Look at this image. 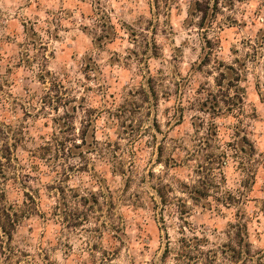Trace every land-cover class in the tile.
<instances>
[{"label": "clouds", "instance_id": "clouds-1", "mask_svg": "<svg viewBox=\"0 0 264 264\" xmlns=\"http://www.w3.org/2000/svg\"><path fill=\"white\" fill-rule=\"evenodd\" d=\"M195 3L0 0V193L7 197L0 208L10 206L9 216L23 214L13 217L7 233L0 227V264H264V199H252L256 192L250 188L257 173L264 185V41L257 36H264V0H219L216 18L207 21ZM205 36L214 45L229 37L231 44L213 47L212 63L196 72L208 51ZM153 42L162 53L158 60L151 59ZM53 51L56 58L49 55ZM217 59L240 73L241 83L228 88L225 80L224 89L242 103L220 121L224 130L207 148L206 129L186 124L185 136L171 126L181 104L187 111L207 98V91L196 94L199 85L213 94L223 91L214 84L225 71L217 70ZM149 76L171 95L167 115L161 108L158 117L160 132L152 126V101L138 93ZM133 100L141 108L129 118L120 105ZM191 115L203 114L194 108ZM130 123L139 130L126 131ZM242 137L254 142V152ZM160 144L166 159L157 163ZM13 145L9 160L4 148ZM40 145L51 151L47 163L33 170ZM70 167L75 200L72 192L61 197L53 191L43 205H32L24 196L62 182ZM150 171L155 175L149 177ZM158 188L166 192L164 203ZM193 188L206 190L207 197L194 203ZM93 193L97 203L89 210L80 197ZM129 208L143 210L122 215ZM74 212L82 227L68 226Z\"/></svg>", "mask_w": 264, "mask_h": 264}, {"label": "rangeland", "instance_id": "rangeland-1", "mask_svg": "<svg viewBox=\"0 0 264 264\" xmlns=\"http://www.w3.org/2000/svg\"><path fill=\"white\" fill-rule=\"evenodd\" d=\"M197 1V0H196ZM207 2V1H206ZM218 3L219 0H217V8L216 10H214L215 7V3L214 2H210V9L207 12V17L205 19V21L208 20L209 16L212 17V19L216 18V13L219 12V7H218ZM194 7V5H193ZM3 20V17L0 16V21ZM238 22V21H237ZM201 28L204 26L203 23L201 24ZM211 25L209 24V27ZM246 27V25H245ZM116 35H118V33H115ZM134 35V34H133ZM258 38L261 41H264V36H261L260 33H257ZM205 43H204V48L208 49L206 55H204L203 59L200 62V65L197 66L195 68L196 72H200L203 71L205 65L212 63L213 60V52L212 49L213 47H222L225 44H231V39L229 37H221L220 39H217L215 41V45L213 44V41L208 40L207 37H204ZM240 43H244V41H239ZM113 45L117 44L118 41L113 39L112 40ZM159 46L156 45L154 42L151 44V49H152V56L151 59L152 60H158L160 55L162 54L160 51H158ZM179 51V49L177 50ZM228 51L231 52L233 55H235L236 50L234 49V47L229 46L228 47ZM49 55H51L53 58H56V53L50 52ZM253 59L255 58V53L252 54ZM235 63V61H234ZM216 65H217V70L219 69H224L225 71L220 72L219 76L214 80V84L215 87L218 89H223L222 92H217L215 94H213L212 91L205 89L204 85H199L196 88V94L199 95L202 91H207V98L202 102V103H198V104H192L189 105L188 110L185 111L183 104H181L178 108H177V119H176V123L174 125L171 126V131L175 132V133H181V134H185L184 130H185V125L187 124L188 126L197 129L199 125H203L205 128L210 125L211 123L214 124L216 131H217V139L220 137L222 131L224 130L223 127L220 124V121L224 120L227 118L228 114H230L233 110L234 107L237 106L238 103H242V101H240L238 99V97H230L228 95V90L224 89V82L225 80L228 81V88L231 87H236L241 83V75L239 72H237L236 69L232 68L231 65H226L224 63L223 60H216ZM146 67L148 68L149 73L152 72V67L151 64L146 65ZM246 67V66H244ZM157 72L160 71V69L156 70ZM115 75V72H114ZM206 75L211 76V72H207ZM244 79H247V76L244 77ZM159 84H160V80L156 77H152L149 76L148 80H147V85L148 87L146 89L144 88H140L138 89V93L143 94V96L145 97L146 101L148 99H150L152 101L153 107L154 109H156V117H153V128L156 130V132H160L162 131L161 129V122L158 119L159 115H160V111L162 108V111L164 113V115H167L168 111H169V103L171 101V95L168 92H164L161 93L159 91ZM220 84V85H219ZM221 86V87H220ZM186 87V86H185ZM258 87V85H257ZM180 88L181 86L178 84L175 86V95H180ZM240 92H244L245 89L244 88H239ZM148 93H151V96H148ZM129 95H131V93H129ZM214 97H216V100L220 101L219 102V106L216 108H214L213 105V101H214ZM110 99L112 98L111 96L109 97ZM223 104L224 107L223 109H221L220 105ZM163 105V107H162ZM141 108V104L137 103L136 101H125L124 104L120 105V111L123 113H128L129 114V118L134 117L137 112L140 110ZM195 108L196 111L202 113V116H195V115H191L193 109ZM90 112H92L94 114V109H89ZM146 115H151V113H146ZM91 119V117H90ZM49 125L47 123H45L43 125V127L47 128ZM165 127H168V122L165 121L164 123ZM98 128V125H97ZM73 131L74 126H73ZM131 130L132 133H135L139 130V126L134 127L133 124H127V128L126 131ZM94 135H99V132L97 129H93ZM235 135H239V133H234ZM193 135H195V133H193ZM177 137H173V139H176ZM40 139H43V135L40 136ZM242 140L247 139V137H242ZM249 143L253 146L254 151L256 150L255 148V144L254 142L248 140ZM244 142V141H243ZM44 145H40L38 146V148L36 150H38L40 147H43ZM166 147L163 144H160L156 147V153H155V158L157 163H159L161 160H165L166 159ZM47 156L45 157V159H36V164H35V169H39L41 167V161H43L44 163H47ZM167 163L169 165L173 164L174 161L172 160V158H167ZM79 171V170H77ZM73 172V169L70 167L67 170V174H64V178L63 181L58 183V184H45L43 186V188L40 187H36L31 189V193L34 197V201H35V205L37 203H39L40 205H43L45 200L48 199V193H52L53 191L58 193L61 196V190H65V193L67 194V192H72V196H78V192L75 191L74 188L69 187L70 182L72 181L73 177L72 175H70ZM147 175L149 177H152L155 175V171H150L147 173ZM257 175H254L252 178V182L250 185L251 190L256 192V195H254L252 197V199H264V192H261L260 189L264 188V185H259L257 183ZM30 179H34L33 177H29ZM226 179V178H224ZM143 182V181H142ZM125 190H127L128 188L131 187L130 183H126L125 184ZM67 190V191H66ZM115 200H113V204L115 207ZM113 207V208H114ZM143 209L142 208H137V209H132L129 208L126 210V213L122 212V215H126L127 217H132L134 215V213H139L141 212ZM262 211H264V206H262L261 208ZM237 215H239V213H237ZM191 218L189 217L188 220H186V223L188 224L190 222ZM257 223H259V221H256ZM49 229H51L53 227V225H49L48 226ZM244 228L246 230L247 225H244ZM222 247L227 248V245H223ZM223 255V253H221Z\"/></svg>", "mask_w": 264, "mask_h": 264}, {"label": "trees", "instance_id": "trees-1", "mask_svg": "<svg viewBox=\"0 0 264 264\" xmlns=\"http://www.w3.org/2000/svg\"><path fill=\"white\" fill-rule=\"evenodd\" d=\"M214 3H215L214 10H216V8H217V5H216L217 0H215ZM210 7H211L210 6V0H205L204 3H200L199 0H197L196 3L194 4V9L195 10L203 11V13H204V18L203 19L204 20L207 17V12L210 9ZM229 88H231V87H229ZM213 102H214L213 103L214 108L215 107L217 108L219 106V102L220 101L216 100V97H214V101ZM197 129H206V139L204 140V146L207 147V148H211L212 145H211L210 141L213 140V139H217V131H216V128H215L214 124L211 123L206 128L201 124V125L198 126ZM65 130L67 131V129H65ZM85 135H86V133H85ZM243 141H244L245 144L251 145L247 139H244ZM75 147L79 148L80 145L76 144ZM14 148H15L14 145L12 147H5L4 148V155L6 157H8L9 160L11 159V154H12V151L14 150ZM50 151H51V149L47 145H44L43 147H40L38 150H36L34 155L36 156V159H41L42 160V159H45L46 156H48ZM63 151H64V142L61 141L59 143V146H58L57 154L59 155V153H61ZM250 151L254 152V149H253L252 145L250 147ZM208 158L213 160V161L218 160V158L215 156V154H209ZM35 167L36 166L34 165V169L33 170H36ZM27 179H30V178L28 177ZM27 186H28L27 183H25L24 187H27ZM182 187L187 189L188 186L186 184H184V185H182ZM156 191H157V195H159L161 197L160 203H164L166 201V199H167V195H166V192H165L164 188H158ZM168 191H171V189H168ZM190 195H191V198H192L194 203H199L202 199H205L207 197L208 193L204 189L193 188L191 190V192H190ZM24 196L27 198L28 201L31 202L32 205H35L34 197H33L31 192H24ZM66 196H67V194L65 193V190H61V197H66ZM6 198H7L6 194L0 193V201L4 200ZM76 198H77V196H72L73 200H75ZM228 199H229V201H231L232 197L229 196ZM80 200L82 201V206L83 207H88L89 210L94 208L95 203H97L94 193H93V195L91 196L90 199L89 198L80 197ZM112 206L114 207V204H112ZM185 207H187V206H185ZM10 211H11L10 206H9V208L7 210H4L3 208H0V215L3 216V224L0 225V227H2L3 230L6 233L16 223V220H14L13 217L19 218V217H22V215H23L22 213H20V214L13 213L12 216H9V212ZM70 215H71V219L69 221L68 226L69 227H73V228L82 227V221L80 219V213L74 212V213H71ZM183 215H184V213L181 212V216H183ZM87 219H88V217L85 215L84 216V220H87ZM185 224H187L186 221H185Z\"/></svg>", "mask_w": 264, "mask_h": 264}]
</instances>
